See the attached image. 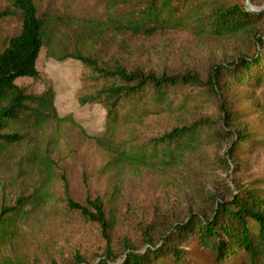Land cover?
I'll return each instance as SVG.
<instances>
[{
  "label": "rangeland",
  "instance_id": "1",
  "mask_svg": "<svg viewBox=\"0 0 264 264\" xmlns=\"http://www.w3.org/2000/svg\"><path fill=\"white\" fill-rule=\"evenodd\" d=\"M142 1L135 0L136 6ZM249 1L252 10L262 15L260 32L264 36V0ZM35 2L40 13L53 14L56 22L49 29L48 43L38 61L40 78L19 79L17 84L30 95H41L52 86L59 116L74 119L91 136H109L107 111L101 103L89 101L109 82L98 78L82 62L61 61L53 55L82 51L107 68L192 73L206 81L211 67L242 57L245 49L241 40L199 37L190 29H167L152 36L120 33L114 27L105 29L97 25L106 21L108 0ZM8 5V0H0V11ZM20 29L21 22L15 17L0 21V51L5 39ZM257 95L264 101V85ZM169 97L171 110L150 100L141 104L143 112L137 110V121H120L114 141L120 151L139 154L137 162H113L108 152L70 123L51 121L39 130L21 125L23 142L0 164V209L13 206L19 197H28L31 204L26 207L28 215L19 224L17 235L1 247L0 261L120 263L128 246L144 251L147 240L156 241L190 213L206 212L212 197L226 192L219 181L225 178L232 186V167L225 166L222 158L227 156L233 139L228 136L220 141L209 132L191 143L180 141V145L166 149L163 144L156 145L154 140L176 127L210 121L217 115V105L206 87L180 86ZM246 122L262 126L264 131L262 114L252 115ZM44 155L51 159V175L39 160ZM249 161L253 177L264 178V151L256 152ZM247 175L234 177L246 179ZM37 198L41 203L35 207ZM69 198L81 204L88 199L102 200L112 221L110 232L104 233L99 224L70 209ZM110 252L112 257L108 259Z\"/></svg>",
  "mask_w": 264,
  "mask_h": 264
},
{
  "label": "trees",
  "instance_id": "2",
  "mask_svg": "<svg viewBox=\"0 0 264 264\" xmlns=\"http://www.w3.org/2000/svg\"><path fill=\"white\" fill-rule=\"evenodd\" d=\"M8 1L9 5L0 11V21L15 17L20 20L21 29L5 39L0 51V164L23 142L21 125L39 130L51 121L70 123L80 129L108 152L113 162L140 161L139 154L120 151L114 141L120 121H137L140 116L137 110L143 112L141 104L150 100L171 110L169 96L180 86L206 87L218 108L215 119L176 127L154 141L166 149L180 145V141L195 142L209 132L220 141L230 137L233 144L226 154L228 158L223 156L222 161L232 167L234 176L248 173V177L230 176L232 186L223 178L219 182L226 192L213 196L206 212L190 213L161 233L156 241L147 240L144 251L128 246L123 260L112 264H264V178L253 177L248 167L249 157L264 151V131L262 126L246 122L257 113L264 117V101L257 95L264 85L262 15L248 10L245 0H143L137 6L135 0H108L106 21L97 25L105 29L114 27L120 33L143 36L167 29H190L199 37L241 40L245 49L242 57L211 67L206 81L192 73L156 74L139 69L128 71L121 66L107 68L82 51L64 53L62 57L53 55L52 58L61 61L82 62L98 78L109 82L89 98L101 103L107 111L110 123L106 137L88 135L74 119L60 117L52 86L41 95H30L17 84L19 79L40 78L38 61L56 19L48 12L40 13L35 0ZM112 11L115 13L111 14ZM127 108L131 110L126 112ZM39 160L51 175V159L44 155ZM36 201L35 207L41 203L39 198ZM30 204L28 197H19L13 206L1 207L0 249L17 235ZM68 206L86 220L99 224L104 233L110 232L112 221L102 200L88 199L81 204L69 198ZM107 239L110 241L108 236ZM111 255L112 252L108 259Z\"/></svg>",
  "mask_w": 264,
  "mask_h": 264
},
{
  "label": "water",
  "instance_id": "3",
  "mask_svg": "<svg viewBox=\"0 0 264 264\" xmlns=\"http://www.w3.org/2000/svg\"><path fill=\"white\" fill-rule=\"evenodd\" d=\"M247 4H248V10L253 11L249 0H247Z\"/></svg>",
  "mask_w": 264,
  "mask_h": 264
}]
</instances>
